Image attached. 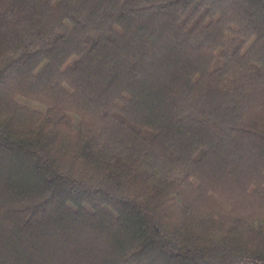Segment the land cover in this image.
I'll return each mask as SVG.
<instances>
[{"label":"trees","instance_id":"1","mask_svg":"<svg viewBox=\"0 0 264 264\" xmlns=\"http://www.w3.org/2000/svg\"><path fill=\"white\" fill-rule=\"evenodd\" d=\"M0 264H264V0H0Z\"/></svg>","mask_w":264,"mask_h":264},{"label":"rangeland","instance_id":"2","mask_svg":"<svg viewBox=\"0 0 264 264\" xmlns=\"http://www.w3.org/2000/svg\"><path fill=\"white\" fill-rule=\"evenodd\" d=\"M18 99L22 103L30 105L31 107L40 109L42 111H45L47 109V106L45 104H42V103L38 102L37 100L31 99L28 97H23V96L19 97ZM71 116H72L73 125H74V127L77 128L80 118L76 114H72Z\"/></svg>","mask_w":264,"mask_h":264}]
</instances>
